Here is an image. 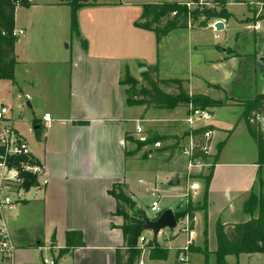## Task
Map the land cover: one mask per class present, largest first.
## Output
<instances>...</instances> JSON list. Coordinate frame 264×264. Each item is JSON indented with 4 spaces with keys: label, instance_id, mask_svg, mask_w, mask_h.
<instances>
[{
    "label": "crops",
    "instance_id": "0c3cea01",
    "mask_svg": "<svg viewBox=\"0 0 264 264\" xmlns=\"http://www.w3.org/2000/svg\"><path fill=\"white\" fill-rule=\"evenodd\" d=\"M68 1L29 0L28 5L17 6L15 12L14 31H24L15 37L17 64L13 79H9L16 109L1 104L11 111L6 122L44 168L39 182L26 188L24 200L16 203L13 210L3 211L2 217L17 244L18 261L33 264V250H38L43 264L51 260L55 264H117L118 249L125 250V220L116 214L117 199L111 192L114 186L122 185L135 208L144 211L143 200L147 198L152 203L156 190L161 191V199H174L163 209L159 206L160 212L154 217L168 208L175 214L184 211L189 201L198 207L192 227L187 215L184 223L177 219L176 228L157 236L142 228L135 241L141 250L135 264H177L189 231L194 238L188 264H218V226L227 228L252 219L245 203L256 191L258 173L262 172L259 145L243 119L247 100L264 95V65L260 61L264 58V42L256 41L252 27L244 21L251 16L249 6L245 0L228 1L226 8L231 17L225 21L216 19L214 26L223 21L225 26L220 31L226 26L233 31L229 38L224 36L223 42L213 44L198 39L195 31L199 30L191 27L174 30L158 42L155 32L135 24L143 13L142 4L186 0L97 1L78 9V34L72 33ZM232 4H246V11L237 15ZM257 12L264 14V7ZM259 23L260 31L264 26ZM81 39L87 42L85 46ZM149 65L158 67L160 79L186 80L185 87L191 95L201 93L226 104L210 109L206 117L182 129L178 121L183 122L186 116L188 119L186 106L147 109L144 105H129L128 86L122 81L126 73L142 81V73ZM210 68L222 82L204 79L203 69ZM200 83L197 90L195 86ZM23 98L25 115L20 102ZM222 110H228L229 124L217 122ZM45 115L49 120H44ZM137 126L143 132L139 133ZM202 126L215 128L205 164L193 163L182 153L183 147L190 144V135L186 134ZM154 134L167 137L158 141L161 146L163 142L169 144L161 148L157 142L149 143L135 152L136 139H148ZM220 143L223 147L206 196L205 176ZM179 158L187 163L185 170L173 169L170 174L172 180L177 178L176 184L183 180L184 193L162 190L158 183L161 174L155 173L148 181L134 178L143 170L147 173L145 163L150 159L165 160L166 167H171ZM263 186L262 180L260 191ZM181 199L184 200L180 202ZM126 210L131 214L132 206ZM146 216L149 217L147 213ZM39 231L43 233V246L34 245L40 243ZM67 231L81 232L83 247L68 248L62 253L67 246ZM141 237L145 240L141 241ZM224 260L228 264H263L264 252L228 254Z\"/></svg>",
    "mask_w": 264,
    "mask_h": 264
},
{
    "label": "trees",
    "instance_id": "16d2710c",
    "mask_svg": "<svg viewBox=\"0 0 264 264\" xmlns=\"http://www.w3.org/2000/svg\"><path fill=\"white\" fill-rule=\"evenodd\" d=\"M197 2L196 0H191ZM218 3L225 4L224 0H216ZM236 3H244V0H234ZM264 2V0H263ZM29 4V0H0V79H13L15 65V40L14 19L17 6H25ZM69 6L72 8L71 25L72 33L78 34L77 25V11L83 6H93L94 3H86L84 0H69ZM143 13L141 17L135 22L136 26L142 29H147L155 32L158 42L162 41L165 35H168L174 30H181L189 28L190 23L197 22L198 19L210 20L211 18L221 17L229 19L231 14L224 11L217 13L211 9L197 7L190 8L187 2L164 1L163 3H146L142 4ZM85 46L87 42L81 39ZM144 86L137 88L138 80L126 73L125 79L122 81L127 85V103L144 105L147 109L152 107L156 109H174L179 106H186L189 112L196 110L209 111L226 104V101L217 99L214 100L204 94L191 95L185 87L186 80L182 79H160L158 75V67L154 65L147 66V71L142 73ZM217 88L218 86H213ZM169 88L170 91L165 90ZM243 113V119L248 125L251 136L257 141L260 149V165L264 166V124H261L260 119H264V95L259 94L251 100H247ZM212 126H202L198 129H193L186 135H191L195 143L190 156L193 163H208L209 158V144L211 135L206 137V133L214 131ZM42 132L40 128L39 133ZM231 133V132H230ZM167 137H162L154 134L145 141L136 139L135 143L138 145L136 151H139L149 143L164 141ZM223 147V143L218 144V150L213 156L214 163L210 167L209 174L206 177V192L211 180V174L214 166L218 161V155ZM4 148L0 146V153ZM25 158H17L12 162L19 165ZM25 186L27 189L33 186L36 181V176L33 174H25ZM124 186L116 185L112 190V195L117 199L116 214L124 217L125 223L123 231H125V250L118 249L117 264H135L141 255V250L136 248L135 241L142 232V226L145 223L146 215H139L135 210V203L131 202V214L126 210L128 202L123 193ZM207 196V194H206ZM198 207L193 206L189 201L188 207L177 213V219L188 215L190 226H193L195 210ZM202 210L206 211V206L203 205ZM245 210L252 216V219L245 223H238L230 225L226 228L225 225L220 224L219 228V242L217 252V263L228 264L224 257L228 254H239L240 252L256 253L264 252V199L261 192H252L251 196L245 203ZM179 220V219H178ZM23 232V231H21ZM37 233V232H36ZM39 244L36 246H43V233L39 231ZM41 234V236H40ZM66 248L61 249L64 253L68 248L83 247V235L79 231H67ZM127 257V258H126Z\"/></svg>",
    "mask_w": 264,
    "mask_h": 264
},
{
    "label": "rangeland",
    "instance_id": "374dc122",
    "mask_svg": "<svg viewBox=\"0 0 264 264\" xmlns=\"http://www.w3.org/2000/svg\"><path fill=\"white\" fill-rule=\"evenodd\" d=\"M97 1L111 2V0H84V2H86V3H94V2H97ZM141 1L156 2V1H159V0H141ZM186 1L188 3H190V5H191L190 8H192V9L197 8L199 6V7H202V8L211 9L214 12L216 11L217 13L224 12V11L228 12L226 6H227L229 0H224L225 4L218 3L216 0H196V1H198L197 4H196V2H193L191 0H186ZM245 3H247V5L250 8L249 10L251 11V14H250L251 16L246 18L244 21H245L246 24H249L250 27H252L250 29V31H251L253 37H255L256 41L257 42H259V41H263L264 42V38L262 36V33L264 34V27L260 31H259L260 28L257 29L255 27L257 24H260L259 23L260 21H261L262 25L264 26V14L261 15V13L257 12L259 10V8H263L264 7V2H263V0H245ZM247 5L246 4H232L231 8H232V11L235 12L237 15H242V12L246 11V8H247L246 6ZM254 9L257 10V11H255V13H254ZM216 19H222L224 21L228 20V19L221 18V17H215V18H211L210 20L206 21V20H203L201 18V19H198L197 22H193V23L191 22L189 27L199 30V31H195V32H196V36L200 40H203V41L204 40H209L213 44L216 43V42H223L225 40L224 36L227 34V38H229V36H230V34L232 33L233 30L227 28V26L225 27L224 31L216 30V28L214 26V23H215ZM207 26L211 27V29H209V30L200 29V28H205ZM215 31L220 32L219 34L222 36V39L221 38L218 39V38L214 37L215 34H216ZM198 32H201L202 34L199 35ZM162 53H163V51H162ZM263 54H264V51H263ZM260 69H262V68L260 67ZM203 72L205 73V75H204V79L205 80H208V81L212 80V81H215V82H222V81H220V78L217 77V75L213 72V70L211 68L209 70L203 69ZM138 84H140V87L138 89H140L141 86L145 85L143 79H142V81L138 80ZM195 88L197 90H200L201 83L199 85H196ZM20 102L23 103V106H24L23 107V113L25 115L24 111L26 110V107H27L26 106V100L23 98V100H21ZM0 103H3L6 107H8V109H10L11 107L16 109V107L13 106L15 102H14L13 88H12V84H11L10 80L9 81L0 80ZM7 115L10 117L11 111H9ZM218 121L221 122V123H224V124H229L230 123V114H229L228 110H222L221 112H219V114L217 115V122ZM178 122H179V125L181 126V129L184 126L189 125V122L187 120V116H186L185 120H183V122L182 121H178ZM142 125L144 126V123H142ZM172 142H174V141H172ZM167 144H169V143L163 142L161 148L167 146ZM185 146H187V144ZM232 147L233 146H230V149ZM179 150H180V148L178 149V151ZM149 161H150L149 163H145V165L148 164L147 166L149 168V169H147V173H145V170H143V173L136 174L134 176V178H136V179L140 178V179H144V181H148L149 178H153L154 177L155 173L157 175L161 174L162 177L161 178L158 177V179H159L158 183L161 184V189L162 190L169 191V190H176L177 189L178 192L184 193L185 189L183 188V180L179 184H175L174 180H175L176 177L174 176L173 177L174 179L172 180L170 173L173 171V169L174 170L177 169L178 172L184 171L185 167L187 166V163L185 161H183L181 158H179L178 161L174 164V166H171V167H168V166L166 167L165 163H167V161H165V160L161 161V160H157V159H150ZM261 169H262L261 170L262 172L258 173V175H259L258 176V182H257V186H256V191H254V192H256V193L261 192L263 194V199H264V186L261 189V191H260V188H259L260 184H261V181L262 180L264 181V166H261ZM157 171L160 172V173H158ZM142 188H143V185H142ZM160 192L157 191V190H156V192H154L153 196H154L155 200L156 199H161V193ZM123 193H124V196H126V199H127V202H128L127 206L129 208L130 203H131V198L125 192H123ZM163 195H164V193H163ZM171 200H174V199L169 198V197L168 198H162L161 201H160V207L163 209V207L165 205L166 206L170 205L169 202ZM183 200L184 199H181L180 202L183 201ZM151 201L152 200L146 198L142 202L143 203L142 206L144 207L145 212L147 213V215L150 218L154 217V215H156L154 212H150V210H149V205L151 204ZM176 205L177 204H174L175 208H176ZM135 206H136V204H135ZM181 212L182 211H179L177 213L181 214ZM10 213L8 212V214H10ZM186 218H187V215L185 217L181 216L180 218H178L179 219L178 221H180V223H184V220ZM33 251H34V253L32 255V259L34 260L33 264H43V260L41 259V256H40V251H38V250H33ZM47 258L50 259L51 256L49 255V257L47 256Z\"/></svg>",
    "mask_w": 264,
    "mask_h": 264
},
{
    "label": "built area",
    "instance_id": "2783aa9c",
    "mask_svg": "<svg viewBox=\"0 0 264 264\" xmlns=\"http://www.w3.org/2000/svg\"><path fill=\"white\" fill-rule=\"evenodd\" d=\"M191 7L190 3H187ZM260 28V24L255 26ZM216 28V27H215ZM217 30V29H216ZM24 31H14V37L18 34H23ZM220 35L216 34L215 38ZM8 109L0 103V146L4 148V151L0 153V264H21L17 258V244L12 234H10L7 224L2 217L5 209L13 210L14 205L24 200L26 192L25 174H33L36 176V183L39 178L44 174V168L39 164L32 154L29 147H27L24 139L17 134L11 124L6 122ZM208 115L207 111L196 110L189 113L188 122L191 126L197 121ZM44 120H49L48 115H45ZM261 124H264V119H260ZM193 130V129H192ZM139 133L143 132V128L137 126ZM211 133H206V137H209ZM141 141H145L146 137L141 138ZM157 147H160V143H155ZM195 143L190 135V144L184 146L183 156L190 158L192 149ZM19 157L25 158L19 165L14 164L12 161ZM35 183V184H36ZM160 199H156L151 203L150 211L154 213L160 212ZM185 231L189 230L188 227L184 228ZM193 232L189 231V238L186 241V245L180 250L177 256V264H188L189 253L191 251V244L193 242ZM141 241L145 238L141 237ZM49 264H55L54 260H51ZM139 264H143L142 261Z\"/></svg>",
    "mask_w": 264,
    "mask_h": 264
},
{
    "label": "water",
    "instance_id": "95a60500",
    "mask_svg": "<svg viewBox=\"0 0 264 264\" xmlns=\"http://www.w3.org/2000/svg\"><path fill=\"white\" fill-rule=\"evenodd\" d=\"M224 22L218 21L215 24V27L217 30H222L224 28ZM260 61L264 65V58H260ZM146 68L143 67L142 70H145ZM139 84H137V88H139ZM28 105L30 103L28 102ZM35 130L38 129V126H35ZM174 183H177V178H175ZM136 213L139 215H146L145 211L142 209L135 208ZM177 226V217L175 212L171 208H168L161 212L160 215L156 217H147L145 218V223L143 224V229L148 231H153L154 235L157 236L161 231H164L166 229H174Z\"/></svg>",
    "mask_w": 264,
    "mask_h": 264
}]
</instances>
